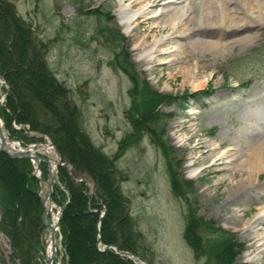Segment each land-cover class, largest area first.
Returning <instances> with one entry per match:
<instances>
[{
    "label": "rangeland",
    "instance_id": "rangeland-1",
    "mask_svg": "<svg viewBox=\"0 0 264 264\" xmlns=\"http://www.w3.org/2000/svg\"><path fill=\"white\" fill-rule=\"evenodd\" d=\"M10 1L15 5L17 14L31 25L36 38L47 47L44 55L47 66L70 89L71 99L81 111L84 131L89 133L91 141L106 155L117 152L119 139L129 130V120L125 113L131 100L128 92L131 86L129 74L120 67L114 68L109 63L110 60L116 58L115 61L122 63L120 59L128 57L127 62L134 67L139 78H143L161 93L180 94L182 91L192 92L210 86L212 93L203 97L201 102H192L184 109L174 103L164 102L159 108L166 114L165 137L175 148L172 155L179 161V177L191 184L185 195L172 191L163 154L145 136L117 158V166L125 175L120 183L123 194L128 199L130 215L135 217L136 227L144 238V245L148 247L147 255L151 264H197L208 260L204 255L197 258L182 235L187 207L184 196L193 203L196 214L206 220H213L219 229L233 233L234 241L242 245L236 249L233 260L237 264H248L242 260V254L255 247L253 240L256 236H247L243 221L255 213L258 198L264 202V170L257 175V188H247L240 197H235L231 192H234L235 184L247 181L244 180L245 174L223 167V159L213 163L211 148L206 144L215 139L222 148L237 145L240 148L238 151L243 154L248 147L264 142V55L251 63L244 64L240 59L251 54L255 48L264 51V26L259 31L254 29L250 32L255 39L249 45L248 42L233 43L234 45L220 50L198 47L197 60L193 56L184 63L164 60L154 64L152 70H149L136 60L134 40L137 36L153 39L165 33V30L153 24V20L145 23L140 21L139 25L134 23L131 31L124 30L117 14L118 0H86L87 4H81L79 8L71 0ZM91 8L103 15L106 26L113 32L112 35L109 34L111 39L98 31V23L89 12ZM4 31L5 26L0 21V38ZM115 34L116 40L113 38ZM214 38L224 42L230 39H220L217 35ZM117 52L124 55H118ZM195 62L197 80H183L182 67L191 66ZM21 73L15 80H33L26 68ZM245 81L249 85L242 88L241 82ZM7 89L8 83L0 74V107L4 109ZM21 96L22 99L25 98L24 95ZM12 123L16 128L21 127ZM3 127L11 138L21 143V140L9 134L5 124ZM24 132L38 138L31 142L39 148L41 156H56L54 149L43 144L49 141L48 138L37 136L43 132L37 133L28 128ZM190 155H193L192 162L195 161L200 169L194 178L187 177L183 169ZM61 157L62 162L67 160L62 154ZM85 161L90 162L87 156L82 162ZM64 167L70 180L84 182L88 187L86 194L94 192L93 182L88 175L74 169L72 164L70 169L66 165ZM14 168L0 158V176L6 179L11 194L14 192L23 199V195L30 194ZM57 174L58 168L55 180L60 182ZM228 175L233 178V182ZM44 178L39 180L38 193L43 191ZM60 185L64 188L63 184ZM236 206L243 216L235 213L233 207ZM61 207L51 197V210L47 218L50 223ZM263 227L264 220L257 226L258 231ZM41 230L40 241L44 247L47 245L48 229L44 226L43 219ZM55 237L57 254L54 262L67 264L59 230ZM4 238L6 241L7 236ZM74 239L80 246L82 239ZM5 241L0 238V264H18L19 261L8 251ZM81 247L76 257L79 262L83 261ZM34 252V260L43 263L40 253L36 250ZM258 264H264V256L258 260Z\"/></svg>",
    "mask_w": 264,
    "mask_h": 264
},
{
    "label": "trees",
    "instance_id": "trees-1",
    "mask_svg": "<svg viewBox=\"0 0 264 264\" xmlns=\"http://www.w3.org/2000/svg\"><path fill=\"white\" fill-rule=\"evenodd\" d=\"M71 1L78 8L81 4H87L86 0ZM95 10L91 8L89 12L98 23V31L111 39L109 34L113 32L106 26L103 15ZM0 21L5 26L0 38V44H3L0 45V74L8 83L5 109L0 107V116L6 129L22 144L38 139L27 135L24 132L26 128L48 134L62 156L74 169L88 175L94 185V192L86 194L88 187L84 182L70 180L65 167L58 165L60 182L55 180L53 183L51 197L62 206L58 230L67 264H137L122 256L113 245L151 264L147 255L148 247L144 245V238L136 227L135 217L130 215L128 199L120 183L125 175L116 160L124 150L138 144L143 136L147 137L163 154L172 191L185 195L191 184L179 177V161L172 155L175 148L165 137L166 114L159 108L164 102L174 103L181 109L187 108L192 100L200 102L204 96L210 95V86L192 92L182 91L180 94L161 93L139 78L134 67L127 62L128 57H122V63L115 61L116 58L110 60L114 68L120 67L129 74L131 86L128 92L131 100L125 113L129 130L119 139L117 152L106 155L91 141L89 133L84 131L81 111L71 99L70 89L47 66L44 57L47 47L33 34L31 25L17 14L10 0H0ZM116 36L113 37L115 40ZM117 53L124 55L122 52ZM263 55V49L255 48L251 54L240 59L244 64L251 63ZM25 68L33 80H15ZM247 84V81L241 82L243 87ZM21 94L25 96L24 99ZM12 122L21 127H14ZM86 156L89 163L82 162ZM0 158L15 167L14 170L23 179L24 188L30 194L23 195V199L13 191L11 194L6 179L0 176V230L11 238L13 250L21 257L22 264H43L39 260L36 262L33 257L35 246L42 247L40 231L44 210L38 193L39 179L32 173L33 163L26 156H8L1 150ZM39 165L40 176L44 178L47 173L46 162L41 161ZM184 197L187 207L182 235L197 258L200 255L208 258L197 264H237L233 256L242 245L234 241L233 233L219 229L213 220H206L196 214L193 203ZM103 207L105 212L101 215ZM75 237L82 239L83 261L80 262L76 258L80 246Z\"/></svg>",
    "mask_w": 264,
    "mask_h": 264
},
{
    "label": "bare ground",
    "instance_id": "bare-ground-1",
    "mask_svg": "<svg viewBox=\"0 0 264 264\" xmlns=\"http://www.w3.org/2000/svg\"><path fill=\"white\" fill-rule=\"evenodd\" d=\"M116 9L122 20V27L126 31H131L134 23L139 25L140 21L145 23L148 20H153V24L165 30V33L153 39L147 36H137L134 40V48H137L136 60L149 70H152L154 64L164 60L184 63L192 56L197 60L199 58L198 47L206 50H220L233 43L246 44L248 42L249 45V42L255 39L250 32L254 29L259 31L264 26V0H118ZM215 35L220 39L224 37H227V40L230 39L225 42L213 39ZM196 65L195 62L191 66L182 67L183 80L189 82L197 80L194 72ZM4 134L5 131L2 128L0 146L8 151L17 149L16 143L4 138ZM206 145L211 148L210 157L213 158V163L223 159V167L236 169L245 174L244 180L247 179V181L235 184V190L231 194L234 193L235 197H240L247 188H257L259 184L256 183L257 175L264 170V142L248 147L243 154L238 151L240 148H237V145L222 148L215 139ZM192 157L193 155L187 157L188 160L183 167L185 175L189 178H194L200 171L195 161L192 162ZM56 160L54 157L49 161L52 174L55 171ZM35 163L37 160H34ZM228 177L231 176L228 175ZM231 182H233L232 177ZM42 187L41 198L49 213L51 197L47 183L42 182ZM255 209L253 216L243 221L247 236H256L253 240L255 247L242 254V260L248 264H258V260L264 256V227L261 231L257 228L264 220L263 200L258 198L255 202ZM233 210L236 214L243 216L237 206L233 207ZM56 218V216L53 217L54 220L48 229L47 245L43 251L47 255L52 253L51 235L53 231L55 235L57 234ZM55 248L57 249L56 241Z\"/></svg>",
    "mask_w": 264,
    "mask_h": 264
},
{
    "label": "water",
    "instance_id": "water-1",
    "mask_svg": "<svg viewBox=\"0 0 264 264\" xmlns=\"http://www.w3.org/2000/svg\"><path fill=\"white\" fill-rule=\"evenodd\" d=\"M3 128V124H2V119L0 118V130ZM4 129V128H3ZM5 131V130H4ZM40 137H46L47 135L46 134H42V135H38ZM4 138H7V140H12L16 143V145L18 146L17 149H13L12 151H8L6 150L4 147L0 146V150H3L4 152H6L9 156H27V157H30V159L34 162V160H37V163H35L33 166H34V174L36 176H38L39 178H41L39 175H38V163L40 161V159H42L40 157L39 154H37L36 152L39 150L38 148H35L33 147V145H31L30 147L29 146H23L22 144H19V142L13 138H11L8 134H4ZM48 145H50L53 149H54V152L56 154V162L60 165H66L68 169L71 168V164L69 163V161L65 160V162H62V157H61V153H59V150L58 148L56 147L55 143H53L51 141V139H49V142H48ZM44 159L48 162L49 164V159L48 158H45ZM48 178L45 180V182L47 183V187H48V193L50 194L52 192V179H53V176H52V173H51V170L49 169L48 170V174H47ZM41 198V196H40ZM42 199V198H41ZM42 203H43V207L45 208V205H44V201L42 199ZM61 210H59V213H58V217H57V221H56V224H55V228H57L58 226V223H59V217L61 215ZM105 212V209L102 210V214ZM47 214H48V211L47 209L45 208L44 212H43V215H42V219H43V224L44 226L46 227V229H49V227L51 226L50 222L48 221L47 219ZM55 233L53 231V234L51 235V241H52V248H51V254L50 255H47L45 254V258H44V261L46 264H53L52 262V258L56 255V251H55ZM107 247V245H106ZM9 249H10V252H12L11 250V247L9 246ZM122 255L124 254L125 256L129 257L130 259H132L133 261H135L137 264H143L141 261H139V259H137L136 256H133L129 251L127 250H123V251H119ZM14 254V253H13ZM15 256V255H14ZM16 257V256H15Z\"/></svg>",
    "mask_w": 264,
    "mask_h": 264
}]
</instances>
